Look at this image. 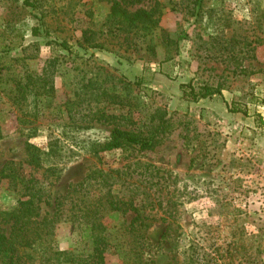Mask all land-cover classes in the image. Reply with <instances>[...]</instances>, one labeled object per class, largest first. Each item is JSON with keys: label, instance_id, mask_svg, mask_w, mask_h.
I'll return each mask as SVG.
<instances>
[{"label": "rangeland", "instance_id": "374dc122", "mask_svg": "<svg viewBox=\"0 0 264 264\" xmlns=\"http://www.w3.org/2000/svg\"><path fill=\"white\" fill-rule=\"evenodd\" d=\"M25 1L0 0V172L33 177L52 205L89 172L136 183L135 164H147L153 177L139 192L161 199L146 232L162 241L160 264L183 250L200 264H264V0H200L198 16L194 0ZM113 3L152 23L119 25ZM38 19L79 57L32 37ZM182 84L221 94L190 102ZM159 113L170 126L153 150L95 152L114 128L146 135ZM30 146L44 153L41 167L30 165ZM18 198L0 177V208ZM130 219L114 213L104 226L116 232ZM53 234L61 251L84 249L69 222Z\"/></svg>", "mask_w": 264, "mask_h": 264}, {"label": "trees", "instance_id": "16d2710c", "mask_svg": "<svg viewBox=\"0 0 264 264\" xmlns=\"http://www.w3.org/2000/svg\"><path fill=\"white\" fill-rule=\"evenodd\" d=\"M25 2L26 6H33L29 0ZM200 4V0L193 1V10L197 9L193 16L199 15ZM110 11L111 18L117 19L121 26L128 23L143 29L152 23V14L145 10L130 13L119 3H113ZM37 21V25L30 30L32 37L46 40L47 44L56 46L68 57H79L72 46L52 39L41 19ZM142 82L141 78H137L134 83L141 85ZM46 85L47 82H43L41 88ZM179 88L182 98L194 103L221 94L219 88L208 85L194 87L182 84ZM227 108L230 113L238 111L232 104ZM155 121L154 129L146 135L114 128L107 142L99 145L95 152L153 150L170 126L164 113L157 114ZM27 150L30 152V165L41 167V155L44 153L31 146ZM135 165L144 170L139 173L136 183L128 182L126 174L119 172H89L80 181L70 184L65 194L52 205L45 189L38 186L33 177L21 178L17 172L2 170L0 177L10 180L18 190L19 198L13 208H0V264H106L107 256L115 257L118 264H160L158 253L162 249V241L152 242L146 232L152 219L162 209L161 199L152 198L148 193L150 191L139 192L143 183L151 184L153 176L148 174L150 166L147 164L137 162ZM137 183L139 186L134 187ZM116 185H123L128 193L116 192ZM44 206H53L51 213L43 214ZM114 213L131 214L128 225L116 232L108 231L104 226V220ZM60 221L69 222L75 228L84 249L67 252L57 248L53 233ZM169 226L171 224L167 229ZM178 252L179 249L174 252L175 255H179ZM186 252H181L183 258L180 260L173 256L167 264H200L197 258L187 256Z\"/></svg>", "mask_w": 264, "mask_h": 264}, {"label": "crops", "instance_id": "0c3cea01", "mask_svg": "<svg viewBox=\"0 0 264 264\" xmlns=\"http://www.w3.org/2000/svg\"><path fill=\"white\" fill-rule=\"evenodd\" d=\"M263 124H264V117H263ZM258 142L264 146V127L262 129L258 128Z\"/></svg>", "mask_w": 264, "mask_h": 264}]
</instances>
